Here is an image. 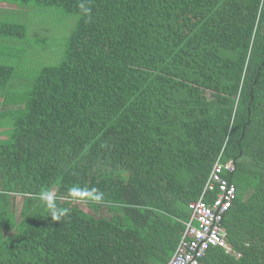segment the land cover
Segmentation results:
<instances>
[{
	"label": "trees",
	"instance_id": "trees-1",
	"mask_svg": "<svg viewBox=\"0 0 264 264\" xmlns=\"http://www.w3.org/2000/svg\"><path fill=\"white\" fill-rule=\"evenodd\" d=\"M7 4L77 21L17 108L0 62V264H167L219 155L237 196L199 264H264V0ZM25 34L0 17V38Z\"/></svg>",
	"mask_w": 264,
	"mask_h": 264
},
{
	"label": "rangeland",
	"instance_id": "rangeland-1",
	"mask_svg": "<svg viewBox=\"0 0 264 264\" xmlns=\"http://www.w3.org/2000/svg\"><path fill=\"white\" fill-rule=\"evenodd\" d=\"M0 17L3 21L20 23L26 27V34L22 38H0L13 42L0 44V62L14 66L6 93L9 94L8 97L18 101L14 104L17 108L23 104L20 101L25 98L27 88L39 69L47 65H57L62 60L77 16L55 6L7 4L6 8L0 9ZM7 113L5 119L11 115V112ZM82 208L95 212L86 205H82Z\"/></svg>",
	"mask_w": 264,
	"mask_h": 264
},
{
	"label": "built area",
	"instance_id": "built-area-1",
	"mask_svg": "<svg viewBox=\"0 0 264 264\" xmlns=\"http://www.w3.org/2000/svg\"><path fill=\"white\" fill-rule=\"evenodd\" d=\"M233 170V161L223 163L220 155L216 158L199 197L189 202L191 215L185 234L192 236L193 240L182 241L167 264H199L209 244L226 247L222 220L233 205L237 190L222 174Z\"/></svg>",
	"mask_w": 264,
	"mask_h": 264
},
{
	"label": "clouds",
	"instance_id": "clouds-1",
	"mask_svg": "<svg viewBox=\"0 0 264 264\" xmlns=\"http://www.w3.org/2000/svg\"><path fill=\"white\" fill-rule=\"evenodd\" d=\"M75 195H78L80 190L73 188L71 190ZM237 192V191H236ZM40 200H42L48 210V212L50 213V217L53 221H61L62 218H64L65 216H67L70 212V209L67 207H60L57 204V197L50 191H43L42 193H40ZM102 198V194H96L94 196V199L99 201Z\"/></svg>",
	"mask_w": 264,
	"mask_h": 264
}]
</instances>
